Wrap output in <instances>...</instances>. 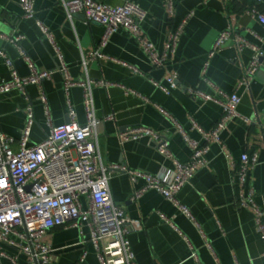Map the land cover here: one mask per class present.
Returning <instances> with one entry per match:
<instances>
[{
  "label": "crops",
  "instance_id": "crops-1",
  "mask_svg": "<svg viewBox=\"0 0 264 264\" xmlns=\"http://www.w3.org/2000/svg\"><path fill=\"white\" fill-rule=\"evenodd\" d=\"M102 1L114 4L122 0ZM134 1L147 10L142 26L159 49L169 29L188 16L178 51L165 66H153L142 44L126 28L110 35L107 44L101 47L102 55H91L90 51L99 46L104 26L87 20L81 13L70 18L62 0H37L35 18L23 17L19 0H0V32L23 35L19 43L0 37V48L12 58L13 66L21 75L30 72L21 49L40 68H59L57 53L36 23V19H41L52 30L73 78L119 82L92 86L96 113L99 116L114 113V118L103 122L99 133L102 157L107 163L152 173L159 172L163 166L171 167L173 159L162 154L148 136L121 141L120 131L135 125L169 131L173 156L188 160L192 153L190 145L161 108L170 112L192 136L201 138L191 128V116L210 127L220 117L222 108L214 101L193 96L187 87L213 92L211 82H214L225 90H236L241 95L240 114L250 121L242 117L230 121L221 133V141L211 142L208 163L177 194L190 208L194 219L155 188L131 199L134 185L123 170L113 172L110 187L115 201L130 216L143 221L142 229L128 234L139 264H264V243L254 212L235 203L240 185L228 157L231 154L238 162L243 152L250 155L258 152V162L249 174L247 187L254 189L257 202L264 208V60L246 87L237 84L253 55L252 48L240 49L232 41H226L209 56L219 32L229 27L264 49V23L245 12V7L255 2L264 13V0H176L172 15L168 14L163 0ZM173 71L179 74V85L166 93L153 80L166 83ZM10 77L11 67L0 57V82ZM43 91L47 95L49 114L40 99ZM68 96L77 118L84 121L83 87L71 86ZM68 96L62 70L40 84H29L25 92L14 89L0 93V131L18 140L26 122V107L31 105L35 122L30 142L42 140L53 125L68 120ZM80 239L77 227L55 226L48 230L41 237L52 249L48 264H99L91 243L85 260L79 261ZM3 247L10 255L19 252L10 245ZM19 258L24 260V255L19 253ZM0 264H10L9 257L0 255Z\"/></svg>",
  "mask_w": 264,
  "mask_h": 264
},
{
  "label": "built area",
  "instance_id": "built-area-1",
  "mask_svg": "<svg viewBox=\"0 0 264 264\" xmlns=\"http://www.w3.org/2000/svg\"><path fill=\"white\" fill-rule=\"evenodd\" d=\"M36 1L19 0L23 17H36ZM62 1L70 18L76 13H84L87 20L99 22L104 26L99 46L90 51L91 55H102L101 47L107 44L110 35L119 28H126L142 44L153 66H165L177 53L188 17L182 18L169 29L164 45L159 49L142 26L147 17V10L134 0H122L114 4L102 0ZM163 5L168 14L172 15L176 0H163ZM245 12L264 23V13L257 3L248 4ZM36 23L57 53L60 67L40 68L25 50L21 49L20 53L30 67L29 74L21 75L13 66L12 58L0 48V57L11 67V77L0 82V93L14 89L25 92L29 84H40L58 70H62L67 96L71 86L83 87L86 119L80 121L77 118L76 109L68 96V120L53 125L42 140L30 142L35 122L31 105L26 107V122L18 140L0 131V255L9 257L10 264H48L51 261L52 249L41 241V237L55 226H73L81 233V239L78 241L82 246L79 261L85 260L89 250L88 244L91 243L99 264H139L128 234L132 230L142 229L144 224L141 218L130 216L124 207L115 201L110 187L113 172L123 170L129 175L134 185L131 199H136L148 189L155 188L184 214L194 219L190 208L179 200L177 194L193 174L208 163L207 152L211 142L221 141V133L229 122L237 117L250 121L240 114L241 95L236 90H225L214 82H211L213 92L194 86L187 87L193 96L205 101H214L222 108L220 117L210 127L203 126L191 116V128L196 129L201 138L192 136L170 112L161 108L190 145L192 153L188 160L183 161L173 156L169 131L135 125L119 132L121 141L148 136L162 154L173 159V165L163 166L159 172L152 173L120 163H107L99 148V133L103 122L114 118V113L104 116L96 113L92 86L93 83L109 86L119 82L73 78L52 30L41 19H36ZM0 37L19 43L23 35L0 32ZM226 41H232L240 49H253V55L244 67L237 84L247 87L263 63L261 57L264 56V49L229 27L219 32L209 56ZM135 71L142 73L138 68H135ZM178 79V72L173 71L166 78V83L159 80L153 82L166 93H170L179 85ZM127 90L139 93L133 88ZM40 99L49 114L47 95L44 91L41 92ZM228 157L240 185L235 203L253 210L255 223L264 243V208L257 202L254 189L247 187L249 174L258 162V152L250 155L245 151L238 162L231 154H228ZM139 181L142 183L137 185ZM4 244L18 249L19 252L8 254ZM19 253L24 255V260H20ZM262 256L264 257V249Z\"/></svg>",
  "mask_w": 264,
  "mask_h": 264
},
{
  "label": "water",
  "instance_id": "water-1",
  "mask_svg": "<svg viewBox=\"0 0 264 264\" xmlns=\"http://www.w3.org/2000/svg\"><path fill=\"white\" fill-rule=\"evenodd\" d=\"M81 15L85 16L84 13H81ZM261 58H262V60H264V56H262Z\"/></svg>",
  "mask_w": 264,
  "mask_h": 264
}]
</instances>
